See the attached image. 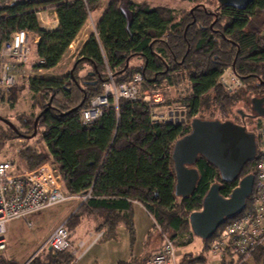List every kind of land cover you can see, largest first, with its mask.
Returning a JSON list of instances; mask_svg holds the SVG:
<instances>
[{
	"label": "trees",
	"instance_id": "trees-1",
	"mask_svg": "<svg viewBox=\"0 0 264 264\" xmlns=\"http://www.w3.org/2000/svg\"><path fill=\"white\" fill-rule=\"evenodd\" d=\"M188 1L191 6L180 11L112 0L94 26L97 36L92 33L85 41L71 73L28 79L25 88L32 94V106L40 108L36 126L46 149L26 145L19 150V159L28 169L51 160L61 172L66 194L80 197L90 192L66 220L68 233L83 217H93L98 225L96 232L103 231L101 239L113 237L120 221L132 239L131 209L132 203L138 202L164 233L185 244L193 237L188 215L201 208L209 186L220 182V194L228 196L239 178L255 174L254 159L245 163L238 179L223 182L214 166L199 157V178L193 194L185 198L174 194L173 144L190 131V121L201 112L204 96L213 92V104L225 115L234 100L242 98L245 85L251 86L247 81L256 80L255 88H261L259 94H264V0H252L243 9L220 6L216 0ZM207 1L216 2L214 9ZM97 5L98 0H19L6 5L0 9V45L14 31L23 29L37 38L36 53L41 62L34 68H53ZM41 9L56 12L58 25L54 30L40 28L37 12ZM135 59L140 62L135 64ZM86 64L89 69L81 78L77 72ZM226 69L242 82L234 94L219 82ZM107 71L116 84L130 82L133 74L140 72V94L142 89H171L181 79L186 80V94L174 100V107H168L184 110V121L169 122L167 114L163 117L154 111L160 103L151 105L140 96L135 100L121 98L117 111L108 106L92 124L83 125L79 113L101 92ZM17 86L8 92L9 101L16 100ZM157 116L161 120L153 121ZM261 126L264 122L258 118L252 131ZM8 128L14 136L25 138L17 127L18 132ZM6 138L8 134L1 133L0 143ZM215 234L204 241L207 251ZM256 252L261 256L264 248L252 255ZM204 260L200 252L182 256L180 264ZM71 261L68 250L43 247L24 264ZM233 262V258L223 259L221 264ZM0 264L15 263L0 257Z\"/></svg>",
	"mask_w": 264,
	"mask_h": 264
},
{
	"label": "built area",
	"instance_id": "built-area-1",
	"mask_svg": "<svg viewBox=\"0 0 264 264\" xmlns=\"http://www.w3.org/2000/svg\"><path fill=\"white\" fill-rule=\"evenodd\" d=\"M18 1L0 0V9ZM93 33L97 36L95 29ZM36 42L37 38L20 29L1 43L0 100L7 98L10 89L18 84L22 66L30 63L35 66L41 62L36 53ZM35 70L41 71L36 68ZM219 82L229 93L242 85L240 79L235 77L230 69L225 70ZM141 83L140 72H135L130 82L116 84L110 71H107V80L103 83L101 92L81 109L80 122L85 126L92 124L108 106L117 111L121 98L135 100L141 96L144 102L155 104L154 91L145 90L140 94ZM152 119L161 120L159 116ZM254 134L257 149L253 188L249 196L251 199L238 215L226 220L224 228L215 234L209 250L211 254L218 256L225 249H229L235 257L233 264H245L257 249L264 248V126L256 128ZM72 197L73 195L65 193L61 172L50 161L47 160L33 169L20 170L15 158L0 157V253L7 245L4 233L8 222L26 219L29 215L44 211ZM89 197V191L80 196L82 202ZM65 223L66 220L56 226L47 237L44 246L51 251L68 250L72 258L78 260L77 249L84 245V241L72 246ZM102 235L103 231L92 234L90 243L96 242ZM227 238L229 244L225 242ZM143 264H178L174 241L169 236H164L160 250L147 256Z\"/></svg>",
	"mask_w": 264,
	"mask_h": 264
},
{
	"label": "water",
	"instance_id": "water-1",
	"mask_svg": "<svg viewBox=\"0 0 264 264\" xmlns=\"http://www.w3.org/2000/svg\"><path fill=\"white\" fill-rule=\"evenodd\" d=\"M216 1L220 6L243 9L252 0ZM74 67L75 64L70 73ZM253 109L257 116L264 118V96L254 98ZM40 114L34 119L32 134L23 136L29 138L36 134L35 128ZM184 114V110L177 109L167 112L169 122H183ZM0 120L18 132L10 120L1 115ZM256 149L255 134L247 131L244 124H237L231 120L193 117L190 121V131L176 139L172 148L175 196L185 198L195 191L199 172L193 164L199 157H203L214 166L223 182H230L238 179L245 163L255 159ZM253 182L254 175L246 174L239 178L228 196L220 194V182L212 183L202 199L201 208L188 215L191 232L201 240L211 238L221 224L244 209L252 192Z\"/></svg>",
	"mask_w": 264,
	"mask_h": 264
},
{
	"label": "rangeland",
	"instance_id": "rangeland-1",
	"mask_svg": "<svg viewBox=\"0 0 264 264\" xmlns=\"http://www.w3.org/2000/svg\"><path fill=\"white\" fill-rule=\"evenodd\" d=\"M152 0H149V2ZM206 1V0H205ZM164 2L167 5L173 4L174 7H181V5L184 4L182 0H153L151 5L154 3H157L158 5H164ZM209 4V2L207 1ZM216 2L211 1L209 4V7L211 9H214ZM188 9V8H187ZM178 10H186V8L182 9L179 8ZM78 55L75 56V59ZM74 59V64H75ZM135 64L139 63L137 59L134 60ZM63 66H60L59 68L55 69L51 72H46L45 70H41L38 72L35 70L34 66L30 63L26 66L21 68V75L18 77V86L16 87V100L12 101L5 99L0 100V115L10 120L24 135H30L34 131V119L37 113L39 112L40 108L39 106L33 107V100H32V94L31 92L25 87L27 86L28 79L33 76H39V77H51L60 72L62 70ZM72 66L69 67L70 71ZM86 68L87 71L89 68L87 64L83 67ZM66 69V68H65ZM85 70H80L77 72L78 76H81V78L84 76ZM57 71V72H56ZM67 71V72H68ZM229 78V74L227 75V79ZM256 81V80H255ZM249 80L251 86L245 85L243 89V92L240 93L241 97L240 99L234 100L232 105L230 106L229 113L228 114H222L218 108L213 104V92H210L209 94H206L204 96L205 102L201 106V112L198 113L196 116H200L202 118L206 119H222L225 120V117L234 118V116L237 114V110H242L246 113L250 112V99L254 96L260 95V89L261 88H255L256 82ZM185 83L188 82L186 80L181 79L178 84L175 85V87L171 89H164L160 91H154L155 96V104L160 103L158 106L154 108V111L156 114H161L163 117L167 114V112L170 110L168 108L169 106H172L174 104V100L180 99L182 96L186 94V88H184ZM143 92V89H142ZM236 91L229 93L234 94ZM169 103V105H168ZM174 107V106H172ZM168 110V111H167ZM225 116V117H224ZM252 121H248V126L251 127ZM36 134L34 137H16L12 133L9 132L8 126L0 120V134L5 133L8 134V138L1 139L2 142L0 143V157H9V158H15L16 162L19 166V169L22 170L23 168H27L26 164L19 159L18 152L21 148H23L26 145H39L41 143V137L39 128L36 126ZM51 162V160H48ZM53 164V162H51ZM54 165V164H53ZM28 169V168H27ZM72 203V199H69L65 202H61L58 204H55L49 208L46 209L44 212H36L32 215H29L26 219H14L10 222H8L5 225V233L4 237L6 240V248L8 246V249H4L3 252L0 253V257L10 261L14 262L15 264H24L26 261H28L29 258H31L36 252H38L41 248H46L44 246L45 239L49 236L51 231H53L57 225H59L60 220L64 219L66 220L68 215L70 214V204ZM80 205L75 209V211L79 208ZM74 213V212H73ZM146 216L141 213L138 209H135L134 212V219L135 220H143V225L145 226V229L148 227V224L150 226L153 225L154 221H150L147 211H145ZM151 217V216H150ZM152 218V217H151ZM28 222H30V225H28ZM140 225V226H139ZM140 230H137L135 234H133V238L130 240L132 241L131 245L132 247L136 248L138 246V241L140 239V235H142L144 229L141 224H138ZM225 226V222L221 224L218 228V231H221ZM70 238L76 239L78 238L77 233L78 231H71ZM169 233H164V236H170ZM193 236H195L193 234ZM136 239V243L133 242V239ZM182 238V237H181ZM119 239V237H118ZM212 239V238H211ZM108 239H103L101 241H106ZM197 242H200L197 238L195 239ZM207 240H210L207 239ZM120 241V240H119ZM206 241V240H203ZM176 240L174 241L175 248L177 249L178 246L180 251H185L186 248H184V244L182 241ZM208 242V241H207ZM210 242V241H209ZM225 242L229 244V239H225ZM193 247V245H191ZM191 246L189 249H191ZM133 248V249H134ZM49 250L48 248H46ZM6 250V252H5ZM202 254H207L206 247L204 246L203 249H201ZM210 250V249H209ZM5 252V254H4ZM194 252V251H193ZM209 255H211L210 251H208ZM196 253H185L183 256H192ZM97 255L96 252H92L87 258L86 262L88 263L90 260ZM208 258V257H207ZM104 263L108 264L106 260H103ZM214 260L212 261V263ZM214 264V263H213Z\"/></svg>",
	"mask_w": 264,
	"mask_h": 264
},
{
	"label": "crops",
	"instance_id": "crops-1",
	"mask_svg": "<svg viewBox=\"0 0 264 264\" xmlns=\"http://www.w3.org/2000/svg\"><path fill=\"white\" fill-rule=\"evenodd\" d=\"M111 1L112 0H98V5L96 6L95 9H93L89 13V17H88L87 21L81 27V29L78 31L75 38L70 43V45L68 46V48L66 49L64 54L62 55L60 61L57 63V65L55 67L50 68V69H46L45 70L46 72L54 71L55 69L59 68L60 66H63L62 70H60V72L55 74L53 77L63 76L67 73V71L69 70V67L72 65V63L75 59V56L79 54V52H80L83 44L85 43V41L89 38L90 34H92L94 32V26L96 25L98 20L101 18L102 14L104 13V11L106 10V8L108 7V5ZM131 1L138 2V3H146L150 7L161 6V7H171V8H175V9H179V8H182V9L186 8L187 9L191 6V2H189L188 0H182V2H184V4L181 5V7H174L173 4L167 5L165 2H164V5H158L157 3H154L153 5H151L150 2H152L153 0L150 2H149V0H131ZM170 1H173V0H170ZM37 19H38L40 28L45 29V30H54L58 25L57 15L53 9H41V10H39L37 12ZM24 66H26V65H24ZM24 66H22V67H24ZM85 69L86 68H84L82 70H85ZM7 98H8V96H7ZM39 145H41L43 148L46 149V146L42 140H41V143ZM70 199H72V203L69 205L71 209H70V214L68 215L67 219L73 214V212L78 207V205H80L82 203L81 198L79 196H73ZM135 209H138L139 211H141V213H143L144 216H146V213H145L146 209L143 207L142 204H140L138 202L132 203L131 212H132V219H133V226H134V234L137 232V230H140V228H141V227H139L140 225L138 226V224H141L144 228V229H141V230H143V232H142V235L139 234L140 239L138 241V246L136 248H134L135 244L133 247L131 245L132 241L130 240V237H131L130 233H129L128 228L126 227V225L123 221H120L117 224L116 229H115V234L113 237L102 238V239L100 238L96 242L90 243V237L92 236V234L96 233V228L98 226L97 221L93 217H83L80 220L79 224L71 230L73 232L75 230L78 231V233H77L78 238L76 239V241L74 239H71V241L69 240V242L72 246H77V243L79 241H84V245L81 247H78V249H77L79 259L75 260L72 258V261L70 264H106L103 262V260H106V262L108 264H119L120 262H123L124 264H143V261L147 256L158 252L162 246L164 232L162 231L160 226L156 223L153 216H151L149 213L148 214L152 218L150 216H148V217H149L150 221L152 220V222L154 221V223H153V225L150 224V226L148 224V227L145 229V226L143 225V220L138 221V220L134 219ZM44 211H46V210H44ZM44 211H41V212H44ZM62 221H64V219L60 220V223ZM71 231H69V233H68V239L70 238L69 237L70 233H72ZM118 237H119V239H118ZM196 238L198 240H200V242H197L195 240ZM103 239H108V240L101 241ZM45 241H46V239H45ZM133 242H135V243L137 242L135 238L133 239ZM191 245H193V247ZM203 245H204L203 240H201L200 238H198L196 236H193L190 241L186 242L183 245L184 248H186L185 251H180L179 248H181L182 246L181 245H180L181 247L178 246V248L176 249L177 263L180 264V260L183 256V254H185V253H196L194 255L200 254L201 249H203ZM190 246H191V249H189ZM7 249H8V246H7L6 250ZM6 250H5V252H6ZM96 251H97V255H95V257L92 259V261L90 260L87 263L86 258L92 252H96ZM5 252H4V254H5ZM221 256H223V257H221ZM204 258H205V260L202 263H198V264H213V263L214 264H221V261L223 259L231 260L232 258L235 261V257L233 256V254L230 252L229 249H225L224 253L222 255H218V256L213 255V254L209 255V253L207 251V254L206 255L204 254ZM213 260H214V262L212 263ZM245 264H264V254H262L260 256L256 252L254 255H252L248 259V261Z\"/></svg>",
	"mask_w": 264,
	"mask_h": 264
},
{
	"label": "flooded vegetation",
	"instance_id": "flooded-vegetation-1",
	"mask_svg": "<svg viewBox=\"0 0 264 264\" xmlns=\"http://www.w3.org/2000/svg\"><path fill=\"white\" fill-rule=\"evenodd\" d=\"M262 96H264V94H260L258 96H254V97H252L250 99V112L249 113H246V112H244L242 110H237V115L234 116V118H233L234 120H231V118L228 119V120H231L232 122L237 123V124H244L247 131L253 132L252 130H253L254 125L256 124V121H257L258 118H260L264 122V118L257 116V114L255 113V111L253 109V100H254V98H260ZM194 117H200V116H194ZM203 119H205V118H203ZM249 120L252 121L251 127L248 126V121ZM253 122H254V124H253ZM193 166L195 168H197L196 167V163H194Z\"/></svg>",
	"mask_w": 264,
	"mask_h": 264
}]
</instances>
